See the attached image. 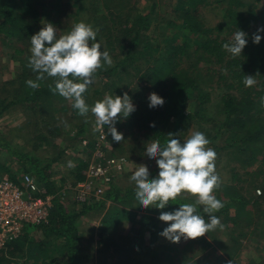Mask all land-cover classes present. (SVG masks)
<instances>
[{"label": "trees", "instance_id": "obj_1", "mask_svg": "<svg viewBox=\"0 0 264 264\" xmlns=\"http://www.w3.org/2000/svg\"><path fill=\"white\" fill-rule=\"evenodd\" d=\"M62 1L0 0V40L11 46V60L23 67L17 78L5 86L10 88L11 94L0 96V117L19 105L28 116L20 128L28 129L31 140L35 139L38 144L44 146L47 143L57 148V152L43 156L38 148L27 149L26 145L20 146L0 132V149L19 164V170L14 171L9 165V158L0 159V174L17 185H21L23 172L31 174L41 187L35 197L53 196L49 219L39 223L28 222L36 224L34 233L41 232V235H30L24 227L18 237L8 239L0 246V264H26L29 260H33V264H168L172 260L175 264H195L194 255L189 251H195L196 247L204 249L212 244L202 236L190 246L178 247L173 253L171 246L161 242L160 214L173 212L180 204H194L195 198L189 194H184L183 198H178L172 202L175 204L170 203L164 209H145L135 198L134 182L122 185L118 174L112 177L102 196H95L93 201L75 200L72 190L64 191L70 182L66 177L56 179L53 170V165L64 157L65 149H60L58 141L66 125L75 127L71 135V142L75 144L70 147L80 155L73 167L75 171L71 169L72 187L88 179L87 170L92 161L119 156L132 148L133 139L137 143L160 140L165 144L169 134H172V138L182 143L193 123L205 126L203 133L210 140L209 147L217 153L215 164L217 168L222 166L216 171L222 184L214 195L224 205L220 211L213 213L220 219L223 228L209 233L211 238L218 240L214 234L226 232L223 229L229 228L233 237L226 251L234 258L241 239L246 233L250 235L259 231V222L264 221V163L254 168L257 152L264 150V105L261 104L264 97V31H257L264 27V8L252 0H219L228 4L223 20L209 26L206 18L195 8L196 4L205 5V0H192L189 4L178 0L174 7V19L169 17L166 20L172 30L169 44L161 46L153 40L151 33L157 27L155 24L162 20L155 7L147 12L139 13L133 9L122 14L112 5L113 0H66L69 7L77 5L78 10H82L76 18L78 23L90 24L97 30L101 50L108 51L113 61L111 66L105 65L96 73L99 85L94 82L89 86L84 94L86 102L93 106L105 95L114 97L118 93L122 97L127 93L136 108L129 117L121 118L115 124L124 137L120 143L113 140L108 126H105L104 131L111 144H102L105 158H96L99 131L93 122L94 116L91 113L87 117L79 116L72 107L73 101L54 94L53 78L40 81L36 90L26 85L27 80L35 81L38 75L28 66L29 59L25 55L30 52L31 36L43 27L45 12H41L40 7L55 6ZM152 3L158 4L156 1ZM50 13H47V18L55 26L60 22V15ZM224 29L229 32L226 36L222 35ZM238 30L246 34L247 44L240 56L233 57L222 45L230 42ZM231 31L233 35L229 37ZM254 34L261 36L259 44L253 43ZM116 46L120 48L119 53H114ZM202 62L220 65L222 71L218 80L224 79L223 89L229 90L222 92L214 104L216 113L220 112L223 116L222 121L212 122L219 124L217 130L211 124L207 126L210 122L205 121L206 115L216 113L209 108L212 93L210 87L206 88V83H211L214 76L206 80L209 76L204 75H210V72L201 66ZM245 75L255 76L257 84L245 87ZM151 93L163 98V106L149 107ZM153 123L155 126H150ZM219 136H223V141L217 144ZM84 140L88 144H83ZM229 161L238 162L246 174L252 176L249 186L255 181L260 184L261 195L250 196L249 187V196L244 194L245 186L239 171L231 169V179L224 180L222 171L228 169L226 163ZM158 173L159 168L155 164L149 170L150 178H156ZM69 193L73 196L72 200ZM69 204L71 208L68 209ZM197 207H201L200 212L207 220L202 206ZM91 211L101 215L99 225L96 231L91 228L83 232L81 219ZM128 223L131 224L130 229L124 233ZM209 255H213L212 252L204 258L209 259ZM218 259L224 261L221 256Z\"/></svg>", "mask_w": 264, "mask_h": 264}, {"label": "clouds", "instance_id": "obj_2", "mask_svg": "<svg viewBox=\"0 0 264 264\" xmlns=\"http://www.w3.org/2000/svg\"><path fill=\"white\" fill-rule=\"evenodd\" d=\"M258 33L264 28L258 29ZM97 30L84 22L73 25L67 34L58 36L52 23H46L41 30L31 36V56L28 66L38 73L34 80H27L26 85L36 90L40 81L47 78L54 80V94L73 101L72 107L77 114L87 117L91 113L95 117L96 130L108 132L117 143L123 141V134L118 132L115 124L121 118H127L136 108L127 93L123 96L105 95L93 106L84 97L90 85L94 83L98 70L105 65L111 66L113 61L108 51H102L97 42ZM261 36L254 34L253 43L259 44ZM247 44L246 34L237 31L230 42L222 47L233 57L240 56ZM245 87L257 84L255 76L245 75ZM149 107L163 106L164 100L156 93L149 96ZM264 105V97L261 98ZM150 126L154 127L155 124ZM210 140L203 132L196 131L183 144L172 138L162 144L160 140L149 143L146 155L155 160L159 173L150 178L146 165H139L130 177L135 184V198L143 208L156 207L164 209L184 194L195 198L194 204H180L173 212H162L159 219L170 222L160 235L173 243L184 239H196L217 228H223L220 219L214 212L220 211L224 205L214 192L221 187L222 181L216 172L217 153L211 147ZM68 167L75 164L68 162ZM260 194L261 190H257ZM175 204V203H172ZM208 219L201 214L200 208Z\"/></svg>", "mask_w": 264, "mask_h": 264}, {"label": "rangeland", "instance_id": "obj_3", "mask_svg": "<svg viewBox=\"0 0 264 264\" xmlns=\"http://www.w3.org/2000/svg\"><path fill=\"white\" fill-rule=\"evenodd\" d=\"M153 1L158 2V4L153 5ZM253 2L257 3V6L263 7L264 8V0L261 2L257 0H252ZM192 0H185V3L189 4L191 3ZM205 5L201 4L197 6L195 5V8L197 9L198 13L202 15L204 18H206V22L209 26H214L217 25L220 21L223 20V13L225 8L227 7V2H220L219 0H205ZM178 0H113L112 5L117 8V11L120 13H126V10H133L137 9L138 12H147L151 7H155V11H158L160 14V17H162V20L157 22L155 25L157 26L156 29L153 28L151 33L153 40H155L158 44L161 46H167L169 44V40L171 38L172 30L170 29V26L166 23L167 18H173L175 17V12H174V7L177 5ZM69 2H66V0H63L60 4L55 5V6H42L40 7L41 12H45L44 14V20L42 22V26L46 23H50V20L47 18V13L51 12L50 14H59V19L60 22L57 23L54 27L57 29V34L58 36H62L67 34L69 31H71L72 27L74 24L78 23L79 19L77 20L76 18L78 17L79 11L78 6L76 5L75 8H71L68 6ZM136 6V7H135ZM188 6V5H187ZM69 8V9H68ZM141 9V10H140ZM72 10V11H71ZM75 13H72V12ZM195 11V12H196ZM158 21V20H157ZM178 22L181 20L177 19ZM231 25V24H230ZM229 26V25H228ZM264 26V25H263ZM230 27V26H229ZM66 28H68L66 30ZM264 27H261V29ZM231 29V28H230ZM66 30V31H65ZM229 33V32H228ZM227 29H224L222 32L223 36H226L227 34ZM264 33V32H263ZM233 35V31H231L229 37ZM235 35V34H234ZM233 35V36H234ZM9 43V42H8ZM116 50L114 53H119L120 48L119 46H116ZM11 51V46H8V44H3L0 40V96L5 97L9 96L11 92H9L10 88H6L8 84H10L13 80L17 78L18 73H21L23 70V67L20 66L19 62L11 60L9 56V52ZM30 52H28V55L26 53L25 57L30 60ZM202 67L207 72H210V75H204V77L209 76L206 80H209L211 76H214L213 81L210 83H206V88L210 87V92L212 93V102L210 103V110L213 113L217 112L216 107L214 104L218 100L217 97L221 95L222 92H227L229 91L228 89L224 88L223 89V83L226 81L224 79L218 80V76L221 74V67L218 63L214 62L211 65H207L206 63L202 62L201 64ZM213 68V71H209ZM205 74V73H204ZM94 82H96V86L99 85V78L95 79ZM206 82V81H205ZM210 85V86H209ZM234 92L235 90H230ZM110 95V94H109ZM120 94L115 93L114 96H119ZM214 100V101H213ZM191 103V107H192ZM25 111L18 105L14 106L10 109V111L6 112L4 115L0 117V132L4 135L9 140H12L14 143L18 145H26L27 149H32L34 147L38 148L37 150L39 151L40 155L43 156H48L50 152L55 153L57 152V148L50 146V144L45 143L43 144H38L35 139L31 140V132L28 131L26 128H20V126L26 122V119H28V116L25 115ZM31 115H35L34 113H31ZM207 119L210 118L212 120H207L205 119L207 123V126L211 124V126H214L216 130L219 127V124H214L212 122H220L222 121V114L216 113L214 115H206L205 116ZM95 119V117H94ZM93 119V120H94ZM95 124V120L93 121ZM205 123V122H201ZM65 132L63 136L59 139L58 144L60 145V149H65L64 152V157L62 158V161H58L53 165V170L55 173V178L60 180L62 177H66L67 181L72 183L73 177L71 176V169L68 167V162L71 161L74 164H76V159L79 157L78 151L72 150L70 146H72V136L73 131L75 130V127L66 125L64 128ZM206 127L205 126H200L198 123H193L192 127L189 130V133H187L183 138H182V144L184 140L188 139L194 132L200 131V132H205ZM188 132V131H187ZM1 134V133H0ZM139 135V134H137ZM140 137V136H139ZM106 140L108 144L110 143L108 140V137H106ZM28 141V142H27ZM147 141L150 140H145V141H140L139 143L136 142L135 139L132 141V148L127 149L124 153H121L119 157H125L126 160L128 161L126 168L123 170L122 173H120L118 177V181H122V185H128L131 184L130 177L135 171V169L139 165H146L148 169H152L156 162L153 159H150L146 155V147L149 143H146ZM223 141V136H219L217 139L216 143L219 144L220 142L222 143ZM153 142V141H152ZM111 144V143H110ZM140 147L145 148L142 150ZM264 150L261 152H257V161L255 162L254 168H257L260 166V164H263V155H264ZM117 155V154H116ZM7 156V157H6ZM113 157H118L113 156ZM5 158H9L10 166L11 168H14V171L19 170V164L16 159L10 158L9 155H7V152L5 150L0 149V159L4 161ZM84 158V156H82ZM259 160V161H258ZM264 165V164H263ZM226 167H228L227 170L222 171V176L224 177L225 181H228L231 179L232 174H231V169L234 171H239L240 173V180L244 184L245 187H243L244 194L249 196L248 194V187L250 189V196L255 197V195H261L262 188L259 183L256 181L253 184H250L252 180V176L249 174H246V170L241 167V165L236 162V161H229L226 163ZM218 169H222V166L218 167L216 166V171ZM73 171H75L73 169ZM19 172L18 174H20ZM4 174V173H3ZM27 173H22L20 176V182L22 181V177L25 176ZM75 174V172H74ZM70 183L69 187L67 186L66 191L69 190L70 188ZM261 190L260 194H258L257 190ZM65 191V190H64ZM36 194V193H35ZM70 197L71 200L73 199V196ZM190 195V194H189ZM68 196V195H67ZM75 197V194H74ZM190 197H192L190 195ZM193 198V197H192ZM69 203V202H68ZM68 209L71 208V205L67 206ZM90 215V216H89ZM101 215L98 216V214L94 212H90L87 216H84L81 221H82V229L83 232L90 230L91 228H94L96 231V227L99 225ZM170 222H163L162 221V231L169 226ZM37 225L34 223H25V231L28 233H34V231L37 229ZM131 224L128 223L125 225L123 232L127 233L130 229ZM259 231H256V233L248 235L246 233V236L241 239V245L239 246L237 255L233 258L231 255L228 254L226 251L228 243L231 242V237L233 235L229 233L231 230L226 227V230L223 229V231L226 232H216L214 235L217 236L218 240H214L211 238L210 233H206L203 237L206 238L208 241H210L212 244L208 247L205 246V248H197L195 251L191 250L189 251L190 254L194 255V261L195 264H264V221L259 222ZM224 233V234H223ZM36 236H40L41 232H36L34 233ZM235 234H238L237 231H235ZM161 242L165 243V245L171 246V250L173 253L178 250V247H185L187 244H191V242L195 243V240L197 239H184L181 237L180 241L178 243H173L169 239L161 236ZM212 252L214 255H209V259L204 258L207 253ZM171 253V252H170ZM173 255V254H172ZM218 256H221L224 258V261L219 260ZM215 257V259H214ZM193 261V262H194ZM26 264H33V260H29L28 263ZM168 264H175L174 260L170 261Z\"/></svg>", "mask_w": 264, "mask_h": 264}, {"label": "built area", "instance_id": "obj_4", "mask_svg": "<svg viewBox=\"0 0 264 264\" xmlns=\"http://www.w3.org/2000/svg\"><path fill=\"white\" fill-rule=\"evenodd\" d=\"M96 158H105L101 145L107 146L106 134L99 130ZM83 144H88L87 140ZM128 161L125 157H107L105 161H92L87 175L88 179L70 186L77 201H93L94 197L102 196L112 177L123 172ZM96 179V180H95ZM41 189L36 178L31 174L22 177L21 185H17L9 177L0 174V246L14 237H18L25 223L41 222L49 219L53 196L35 197ZM66 191V190H65Z\"/></svg>", "mask_w": 264, "mask_h": 264}]
</instances>
